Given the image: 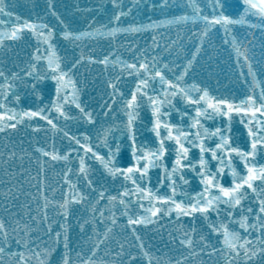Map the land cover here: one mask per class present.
<instances>
[{
    "label": "snow or ice",
    "instance_id": "snow-or-ice-1",
    "mask_svg": "<svg viewBox=\"0 0 264 264\" xmlns=\"http://www.w3.org/2000/svg\"><path fill=\"white\" fill-rule=\"evenodd\" d=\"M110 3L114 11L108 24L93 19L86 29L80 30L57 12L55 0H48L49 13L62 26L57 30L40 17L25 19L8 11L5 0H0V50L9 49L26 35L36 39L23 67L16 66V70H12L0 63V135L7 138L21 125L32 127L34 132L53 134L50 145L37 143L33 153H24L35 155L37 165L36 174L29 177L35 193L28 194L37 201L36 215L32 216L29 209V219L41 224L49 221L45 235L53 245L63 243L61 264H161L160 258L145 244L138 226L158 224L164 217L178 224L182 217L189 218L193 225L197 220L206 221L207 235L201 234L195 226L181 231L178 243L188 255H181L174 264H188L190 257L205 251L210 257L223 256L224 264H240L241 261L264 264V69H258L261 61L233 32L237 25L264 30V0H240L239 7L243 11L238 15L226 13L224 0H183L182 4H177L181 8L179 15L127 27L120 26L121 18L129 15L132 8L125 11L123 0H110ZM132 3L133 7L139 6V0ZM206 4L211 6L207 13ZM152 7L156 8L157 4L153 3ZM161 7L167 8L168 0H163ZM113 22L115 26H109ZM161 25L181 26V30L190 25L188 40L192 46L185 49L180 43L183 37L178 34L177 39L168 44L169 55L175 51L176 59L150 57L144 54L145 49H140L130 61L122 59L115 51L97 58L83 50L78 58L67 61L59 48L64 42L82 45L97 38L112 39L120 33L155 30ZM221 30V47L234 55L239 75L249 88L240 99L214 95L194 79L188 82L206 52L205 46H211L213 35ZM152 39L159 47L156 37ZM85 62L100 64L110 73L107 85L111 89V103L105 102L104 115L108 116L114 111L113 105L122 102L120 107L126 115V123L118 130L128 136L131 149L130 158L122 163L117 159L119 146L113 150L108 144L112 126H101L95 140L91 134L98 121L80 100L81 90L76 78L79 66ZM125 76L134 83L127 94L123 90ZM21 89L36 96L43 106L20 107ZM72 106L78 110V117L72 115ZM145 107L150 109L153 139L138 143L136 125ZM173 112L180 114L178 122L173 121ZM217 117L219 123L209 127L207 122ZM237 118L246 130L241 143H237L232 126ZM77 119L85 121L89 128L83 132L68 130L69 122ZM61 134L67 139L66 150L55 144V136ZM103 148L107 152H103ZM5 155L7 160L3 159ZM16 155L14 148L0 152V162L8 164ZM90 161L102 166V176L106 174L113 181H119L114 192L94 178ZM50 164L62 165L55 188L48 184ZM153 169L161 170L155 184ZM189 173L198 178L199 191L185 190L192 179ZM229 174L231 181L226 183L225 177ZM6 175L11 184L6 195L14 199L23 185L18 188V182H11L17 173L9 171ZM57 192L59 199H56ZM74 205L88 207L91 218L80 227L84 230L85 225L90 224L95 237L89 238L91 243L86 251L76 252L75 260L66 226ZM50 207L65 220L62 231L53 230ZM120 217H126L121 231L130 229V233L116 239L114 229ZM32 231V225L27 222L0 217V264L5 256L12 257L15 264H53L52 253L56 248H41L38 239L32 237ZM169 236L177 240L172 233ZM210 237L215 238V243ZM113 240L118 250L109 247ZM12 244L17 245V251H12ZM132 248L137 249L138 254L130 251ZM109 256L113 259H105ZM125 256L127 261L122 259ZM163 264H173V261Z\"/></svg>",
    "mask_w": 264,
    "mask_h": 264
},
{
    "label": "water",
    "instance_id": "water-1",
    "mask_svg": "<svg viewBox=\"0 0 264 264\" xmlns=\"http://www.w3.org/2000/svg\"><path fill=\"white\" fill-rule=\"evenodd\" d=\"M5 3L8 5V11H13L14 13L20 15L21 17L27 19H35L40 17L51 25L57 27V30L62 27L59 25L56 17L52 16L48 11V0H5ZM157 4L156 8L152 7V4ZM183 0H168V7L162 8L163 0H139V6L133 7L132 0H123L125 6V11L128 8H132V12L129 15H126L121 18L120 26L127 27L129 24H148L154 21L164 20L166 17H171L172 15H179L181 8L177 4H182ZM225 11L227 14L238 15L243 11L239 7L240 0H224ZM55 7L57 12L61 14L67 21L73 24V27L84 30L87 28L88 24L91 23L93 19L98 20L100 23L108 24L112 13L114 11L113 5L110 3V0H55ZM205 12L211 11L210 5H205ZM87 9H91V12H87ZM6 18V17H4ZM14 18V17H13ZM98 26V25H95ZM109 26H115V22ZM190 25L183 27L176 25H161L159 28L153 30L148 29L143 32L138 33H120L115 38H97L94 41H86L82 45H73L68 42H64L59 45L61 54L65 56L67 61H71L73 57L78 58L80 51L83 50L86 54L90 53L97 58H103V56L108 55L110 52L115 51L116 55H119L122 59L130 61L140 49H145V55L148 56H160L162 59L173 60L176 59V52L173 51L169 55L168 44L172 40L177 39L179 34L183 39L180 41L185 46V49L190 48L191 42L188 40V36L191 34L189 32ZM233 32L238 36L245 44H247L255 54V58L261 63L257 66L258 69H264V30L260 28L249 29L246 25H237ZM153 36L156 37V42L159 47H156L153 44ZM223 32L216 33L212 37L211 46L206 45V52L203 54L200 63L197 65L195 71L192 73L191 78L188 79V82L191 83L192 80H199L203 83V86L207 87L210 92L217 96L223 97H234L237 91V85H241L240 90L246 94L249 91L248 85L243 82V78L239 75V66L234 63V55L230 51L225 50L221 47V38ZM36 45V39L34 36L26 35L22 41H18L11 45L7 50H0V63H2L6 68L16 70V66L23 67L27 61L30 53ZM209 56L212 57L209 60ZM231 56V58H230ZM180 63V60L176 61ZM221 66L223 71H216L215 67ZM76 78L79 82L80 87V100L87 109L93 111L94 116L96 117L98 123L95 128L91 130V134L95 140L96 132L101 126L104 127L112 126V134L108 137V144L111 147L110 143H113L116 139L117 145L120 149V156L118 161L127 160L130 158L131 149L130 142H123L121 139L124 137V133L118 130L126 123V115L123 112L120 104L118 102L113 105L114 111L109 113L108 116L104 115V112L107 109L104 107L105 102L111 103L110 93L111 89L107 85V80L110 75L109 72L103 70V66L100 64H91L85 62L79 66ZM215 79H221L220 83H214ZM251 80V77H248ZM134 87L132 78L125 76L123 90L125 94L128 93L129 89ZM21 101L19 106L27 108L29 105L43 106L41 101L34 95L25 93L23 89L20 92ZM46 103V101H45ZM13 106H17L13 104ZM181 105H177L180 107ZM175 113V112H174ZM72 115L78 117V110L72 106ZM176 117L178 113H175ZM150 109L145 107L141 113L140 118L137 123V141L138 143L151 142L153 139V133L151 131V123L149 121ZM100 118L104 120L100 121ZM174 114H172V119ZM175 120V119H173ZM41 124L44 122L41 121ZM34 124V122H33ZM238 126H242L238 124ZM68 130L72 132H77V130L83 132L88 129L89 126L83 122V120H73L68 124ZM22 130L25 137L27 138V144L25 148H14L17 155L15 160L10 161L8 164L0 162V217H3L9 221L19 220L22 223L27 222L32 225V237L37 238L40 243L41 248L55 247V252H61L64 250L63 243L59 245H53L52 241L49 240L48 236L45 235V230L49 221L41 224L39 221L33 223L29 219L28 211L31 209V215H36L37 201L33 200L29 193L34 194L35 189L31 187L29 183V177L34 176L37 171V165L35 160L28 154L32 153L34 147L39 143L40 145H50L53 142V134L45 131L34 132L32 127L18 126V130L13 132L15 134L19 133ZM122 134V136H121ZM238 141L241 140L242 134L238 132ZM13 138V137H12ZM10 136L5 138L3 135H0V152H7L11 149H7L4 145H11ZM241 143V142H240ZM9 144V145H8ZM55 144L62 148V150L67 149V139L61 135L55 136ZM102 150V149H101ZM23 154V156H22ZM75 155V154H73ZM22 157V158H21ZM7 160V156L4 158ZM94 178L97 179L100 183L102 177L96 174L102 166L98 162H92ZM47 171L48 184L50 188H55L53 185L59 182L60 172L51 164L49 165ZM21 169L25 171L21 172ZM15 172L17 173L12 183H17V187L22 184L23 188L20 190V193L16 198H10L6 195L8 188L11 186L9 183L10 177L6 175V172ZM157 178V175L154 176ZM34 183V181H32ZM16 191V189H13ZM165 218L161 219L158 224L153 225L157 231L154 233H149L148 230L140 231L145 244L151 247L152 253L154 256L159 257L161 262H164L161 257L160 252H155L157 246L168 247V257L167 260H172L173 264L176 259L181 255H188V252L179 245L178 238L177 240L170 239L169 229L170 226L161 224ZM171 224H174V219L166 218ZM52 228L54 231H62L63 223H60L58 220H51ZM200 222V221H199ZM206 222V221H205ZM68 234L70 238V248L72 250V257L75 256L76 252L81 250H87L90 246V237L95 239L93 232L88 229L85 234L74 233L71 231V227L67 224ZM178 225L174 224V229L178 228ZM202 222L199 223L197 229L201 234L207 235V232L202 228ZM185 228V225H184ZM182 229L181 231L185 230ZM207 229V228H206ZM175 236V235H174ZM154 237V238H152ZM156 237V238H155ZM159 239L160 243H150V240ZM212 243H215V238L210 237ZM151 244V245H150ZM153 244V245H152ZM109 247L111 249L117 250L116 242H111ZM219 247V245H217ZM12 249L14 252L17 251V245L12 244ZM21 250L22 246H21ZM130 251L133 253L138 252L137 249L132 248ZM155 252V253H154ZM208 257V260L204 264H208L210 261L211 264H224L223 256H209L207 251L202 255L190 257L188 264H197L199 259L203 257ZM140 258V257H139ZM105 259H113L111 256L105 257ZM124 261H127V257L122 258ZM59 255H56L53 264L59 263ZM166 260V261H167ZM6 263L3 264H14L12 259L6 258ZM243 264V261L240 262ZM256 264H261L260 261H256Z\"/></svg>",
    "mask_w": 264,
    "mask_h": 264
}]
</instances>
